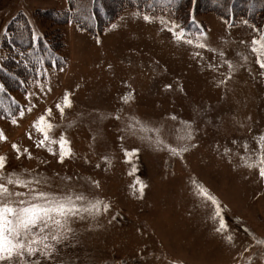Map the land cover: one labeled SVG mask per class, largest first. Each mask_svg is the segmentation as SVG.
I'll list each match as a JSON object with an SVG mask.
<instances>
[{
	"label": "rangeland",
	"instance_id": "obj_1",
	"mask_svg": "<svg viewBox=\"0 0 264 264\" xmlns=\"http://www.w3.org/2000/svg\"><path fill=\"white\" fill-rule=\"evenodd\" d=\"M84 1L85 10L83 0H0V84L7 89L2 100L10 105L7 110L27 107L26 92L38 93L36 80L50 81L52 88L34 96L36 107L17 125L8 115L0 116L8 138L0 141V155L8 157L9 170L38 171L50 178L51 191L82 192L88 200L111 205L96 217L73 218L72 238L43 264H248L249 257L252 264H264V243H256L264 241V179L241 159L257 158L255 138L264 133V69L252 51L253 39L264 32V11H256L254 20L252 11L231 8V0L223 11L211 8L213 0H193L192 5L101 0L114 17L103 21L97 16L98 2ZM71 2H76L73 9ZM70 9L93 31L50 16ZM145 14L153 20L145 21ZM161 19L172 23L161 24ZM173 26H180L193 43L177 40L167 30ZM31 37L37 50L43 45L44 54L49 44L53 62L48 51L33 68L31 59L37 56L22 42ZM198 42L212 51L197 47ZM225 60L236 69L220 85L229 74ZM169 84L171 89L165 87ZM130 91L134 100L125 104L121 97ZM65 93H71V107L61 115L55 105ZM47 108L56 125L50 138L66 135L71 141L74 155L62 164L58 155L35 146L42 136L32 124ZM133 117L159 122L161 138L172 146L178 143L180 121L192 123L198 147L183 159L155 150L126 130ZM13 143L33 158L17 159ZM50 146L58 153V145ZM196 185L218 199L221 216L197 194ZM221 219L228 225L224 233L215 231Z\"/></svg>",
	"mask_w": 264,
	"mask_h": 264
},
{
	"label": "snow or ice",
	"instance_id": "obj_2",
	"mask_svg": "<svg viewBox=\"0 0 264 264\" xmlns=\"http://www.w3.org/2000/svg\"><path fill=\"white\" fill-rule=\"evenodd\" d=\"M145 21L151 22L153 17L144 15ZM161 24H171V21L161 19ZM247 24V21H244ZM115 28L116 25H113ZM177 40L192 44V40L186 39V33L180 26H173L167 29ZM256 31L259 32L257 29ZM200 37L206 38V33L201 32ZM252 51L256 53V63L260 69H264V32L260 33L259 39H253ZM197 47L209 51L212 49L205 42H198ZM197 56L200 53H196ZM221 57L225 53L220 54ZM228 65L229 74L225 79H221L218 83L225 85L228 79H231V73L235 71L236 65L225 60ZM218 68L220 65L211 66ZM43 75V73H39ZM24 83V82H21ZM35 89L39 94L46 95L52 91L50 81L47 85L41 80L34 82ZM171 89V85L165 86ZM4 90V85L0 84V91ZM36 91L26 92L25 99L27 107H19L15 113L9 111L8 116L13 125H17L19 119H23L25 113H31L36 107L32 103L34 96L38 94ZM121 99L125 104L134 100V92H129ZM56 109L63 115L66 107H71V93H65L63 100L55 105ZM52 116V108H47L37 120L32 124V127L42 136L41 139L35 141V146L44 149L49 154L58 155V162L64 163L66 159L72 158L74 155L71 141L66 135H61L58 140L50 138V131L56 127L50 119ZM116 119H120L116 116ZM176 119L175 116L172 117ZM181 129L178 130L176 138L178 143L176 146L166 144L161 138L162 126L159 122L141 120L133 117L127 125L128 131L133 135H138L139 138L150 143L155 150H167L171 156L183 159L184 154L190 151L191 148L198 147L194 143L195 130L192 123L181 120ZM155 133V136L152 134ZM28 138L31 140L32 133H28ZM7 136L3 129H0V141L7 140ZM123 137H121V140ZM257 147L254 150L257 158L252 159L250 156L241 157L244 161L243 166L248 169H257L258 175L264 179V133L255 138ZM50 145H58V153L54 147ZM12 149L16 153V158L20 159L27 155V158L32 159V153L27 149H21L19 144L13 143ZM245 149L248 145L245 143ZM138 153L139 149L133 150ZM225 149V152H228ZM127 150L125 155H127ZM107 158H105L106 160ZM99 167V165H96ZM58 175V174H57ZM63 180L69 181L71 177H63ZM92 183L99 188V181L93 180ZM142 185L141 192L143 188ZM50 178L42 175L38 171L28 172L22 169H8V157L0 155V264H43L44 260L51 261L59 252V246L69 241L74 233L71 227L73 218L83 219L84 214L96 217L107 212L111 205L105 201L94 198L88 200L81 192L77 193L71 190L55 192L51 191ZM196 192L206 201H210L215 205V215L221 216V206L218 199L213 196L210 191L203 185H196ZM86 201V204L83 203ZM80 202V203H78ZM215 218V217H214ZM228 228L227 222L221 219L219 227L215 229L218 233H224ZM226 239L229 243L233 242V236L228 235ZM256 243L262 244L264 241L257 240ZM246 248L245 251L250 249ZM40 257L42 259H36ZM248 264H252V258L249 257Z\"/></svg>",
	"mask_w": 264,
	"mask_h": 264
},
{
	"label": "trees",
	"instance_id": "obj_3",
	"mask_svg": "<svg viewBox=\"0 0 264 264\" xmlns=\"http://www.w3.org/2000/svg\"><path fill=\"white\" fill-rule=\"evenodd\" d=\"M94 1L95 2H98L97 3V10H98V15L97 16L99 17V19H102L103 21H107L108 19L111 20V19L114 18L110 14L108 7L106 5H103L104 3H101L100 2L101 0H93L91 2V3H93V6H95ZM226 1H229V0H213V3H212L213 4V7H211V8L214 9V10L223 11L224 10L223 9V4ZM231 1H232L231 8L234 6L235 9H237L240 12H243V13H245V10H249V12L252 11L253 12V14H252L253 17L250 16V13H247L250 16L249 17L250 20H251V17H252V19L254 18V20H257L254 17L256 11H257V13H260V12H263L264 11V0H231ZM193 3H194L193 0H181V2H180L179 5H181V4H190V5H192ZM210 4L211 3H208L207 5L210 6ZM71 5H72V8L71 9H73L75 7V5H76V2H71ZM83 7H84V10H85L86 5H85V1L84 0H83ZM72 12H73V10L68 11L65 14H59V12L53 11L50 14V16H52L53 19H56L58 22H61V23H67V22H70L71 20L73 22L77 21L79 23V25H82L83 28H86V29H88L90 31H93L92 28L91 29L89 28L90 26L88 24L82 22L83 19L81 20L79 13L77 14L78 15L77 16L76 14H73ZM84 13H85L86 18H90V16H88V14L86 15V11H84ZM85 16H84V19H85ZM227 19H229V18H227ZM256 22H258V21H256ZM186 28H187V26H186ZM24 39L25 40L22 41L23 44H24V48L25 47L32 48V51H31L32 52V55L33 56H37V60H32L31 59V62L33 64L32 65L33 68L37 67V63L39 61V57H44V55L48 51H49V54L47 55V58L49 59V61H51V59H52L51 57H55V55L52 53V51H51L52 49L50 48V46H49L48 43L45 42V48L44 49L46 50V53L44 54V51L41 49V48H43V45L41 47L38 45L39 50H37V48H36V45L37 44L34 43V41H35V38L34 37L24 38ZM38 43H40V42H38ZM50 51H51V53H50ZM50 54H51V57H50ZM52 62H53V59H52ZM1 69L3 70V68H1ZM2 70H1V72L3 74H5V76L7 77L8 76V73L5 72L4 70L2 71ZM10 78H11V80L13 82H16L15 79H17V77L10 76ZM6 91H7V89H5V88H4L3 91H0V116L1 115L2 116L8 115V113H9V111L7 110V107H10V105L7 102L2 101L4 99V95L6 94ZM6 96H7V94H6Z\"/></svg>",
	"mask_w": 264,
	"mask_h": 264
}]
</instances>
